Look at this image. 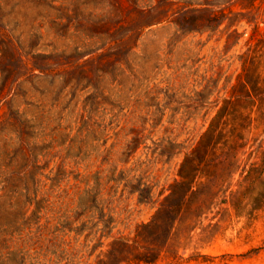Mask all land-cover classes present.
Here are the masks:
<instances>
[{"label": "rangeland", "instance_id": "1", "mask_svg": "<svg viewBox=\"0 0 264 264\" xmlns=\"http://www.w3.org/2000/svg\"><path fill=\"white\" fill-rule=\"evenodd\" d=\"M203 1L0 0V264H264V0Z\"/></svg>", "mask_w": 264, "mask_h": 264}, {"label": "trees", "instance_id": "2", "mask_svg": "<svg viewBox=\"0 0 264 264\" xmlns=\"http://www.w3.org/2000/svg\"><path fill=\"white\" fill-rule=\"evenodd\" d=\"M233 1H235V0H204L203 2H201V4L206 5V6L209 7V6H216V5L226 4V3H232ZM255 96L264 97V89L262 91H259V90L258 91H254V94L252 95V98L255 97ZM237 136H238V138L235 139L234 142H232L233 144L231 145V143H230V145H228L233 150L234 149H238L240 147H243L244 144H245L244 142H242V140H240L242 137L238 133H237ZM198 147H199V145L197 146V148ZM234 151H236V150H234ZM194 154L195 153H193V151H192L188 155L185 156V159H183L184 160L183 165H185V169L182 172L179 173L180 176L183 177V179L179 180V181H176L174 186L185 184L186 183L185 179L189 178V177H192L193 173L198 170V166H199L200 163L197 162L199 159H196L197 157H194ZM259 156H260V163L259 164H255V163L252 164V166L248 170L250 172V174L253 175V177H256L257 175H261L264 172V152H262ZM186 185H187V191L193 189V183H189V184H186ZM215 186L216 185H211L210 188L207 189V191H203L202 192V195L199 198V202H198L197 206L198 205L200 206V204H204V203L208 202L212 198ZM257 186L261 187V191L263 192V195H261L262 197H261L260 200H261V202H264V182L262 183V185H258L257 184L256 186H253V187H257ZM187 191L185 192V195L187 194ZM171 193H172V195H175L177 193V191H175L172 188L171 189ZM183 201H184V197H181V198H179V201H177V202H172L170 204L162 203V206L163 207H167L168 210H174L175 211V209L177 207L181 206ZM82 206L88 207L87 203H84V201L82 202ZM197 208H200V207H197ZM83 209H84V207H83ZM82 225L86 229L90 228V226L87 224V220L83 221ZM142 226H145L148 229V228L152 227L153 225L150 224V223H143ZM85 236L88 237L87 235H85ZM110 236H112V235H110ZM140 236H141V230L138 229L137 232H135V234L133 235V237H127V236H124V235H119V236L113 237L112 240L109 243L110 247L106 250V252H104L105 253L104 257L105 256L107 257V256L110 255L111 257H114V259H116L117 264H122V251L124 249L129 248V247H134V246L139 245L138 240H139ZM99 242H102V240L99 241ZM129 259L130 260H134V261H138V260H141L142 257L133 256L132 258H129ZM143 259L146 260V261L150 260V259H146V258H143ZM101 262H103V259H102V257H99L98 264H100Z\"/></svg>", "mask_w": 264, "mask_h": 264}]
</instances>
